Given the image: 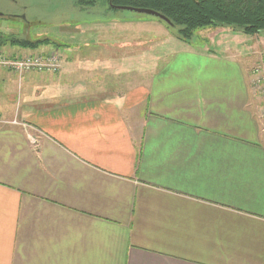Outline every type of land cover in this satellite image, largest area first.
Wrapping results in <instances>:
<instances>
[{
    "label": "crops",
    "instance_id": "obj_1",
    "mask_svg": "<svg viewBox=\"0 0 264 264\" xmlns=\"http://www.w3.org/2000/svg\"><path fill=\"white\" fill-rule=\"evenodd\" d=\"M60 42L58 73L0 67V264H264L258 56Z\"/></svg>",
    "mask_w": 264,
    "mask_h": 264
},
{
    "label": "rangeland",
    "instance_id": "obj_2",
    "mask_svg": "<svg viewBox=\"0 0 264 264\" xmlns=\"http://www.w3.org/2000/svg\"><path fill=\"white\" fill-rule=\"evenodd\" d=\"M98 1L92 6H78L76 0H0V32L3 37L0 39H6L0 46L3 54L0 67L16 74L58 73L62 68L61 54L58 53L60 41L67 43L65 45L68 48L83 57L101 55L106 58V53L111 51V55H121V62L127 64V59L133 61L134 56H141L144 68L153 66L156 57L161 60L182 46L196 50H221V53L231 52V55L258 56L256 61L250 64L251 76L253 70L264 63V32L247 34L230 25H210L192 30L184 41L177 37V27L170 26L160 19L123 9L108 10L104 2L101 7L96 6L100 4ZM14 35L31 40L49 38L56 43H43L35 47L11 45L7 39ZM71 42L72 46L68 44ZM16 47L20 50L16 51ZM141 53L143 55H140ZM9 55H22L15 56L14 60L38 55L44 67L41 70L20 69L16 72L12 69ZM101 62L106 64V61ZM96 78L104 79L89 77V80L94 81ZM255 78L253 76V79ZM92 88L93 86H90L87 89ZM262 89L253 91V94L256 99V111L264 120ZM262 125L264 127V122Z\"/></svg>",
    "mask_w": 264,
    "mask_h": 264
},
{
    "label": "trees",
    "instance_id": "obj_3",
    "mask_svg": "<svg viewBox=\"0 0 264 264\" xmlns=\"http://www.w3.org/2000/svg\"><path fill=\"white\" fill-rule=\"evenodd\" d=\"M95 2L96 0H76L78 6H92ZM98 2L100 4L96 6L101 7L104 2L108 10L118 9L115 6L153 9L167 17L172 24L170 26L178 28L177 37L184 41L188 39L192 30L210 25H230L247 34L264 32V0H99ZM14 36H9L7 39L11 45L35 47L43 43H56L49 38L31 40ZM0 37L3 38L1 32ZM5 40L0 39V46L2 41L6 42Z\"/></svg>",
    "mask_w": 264,
    "mask_h": 264
},
{
    "label": "built area",
    "instance_id": "obj_4",
    "mask_svg": "<svg viewBox=\"0 0 264 264\" xmlns=\"http://www.w3.org/2000/svg\"><path fill=\"white\" fill-rule=\"evenodd\" d=\"M2 55H3L2 48H0V61L1 60L3 61ZM14 58L15 56L14 57L9 56L8 59L11 60L12 69H14V71L16 72L20 71V69L28 70V69L39 68L41 70L44 67V65H42L41 58L38 57V55L25 56L21 59H15V60ZM263 59H262V63H263ZM49 69H55V68H49ZM253 76L254 78L256 76L257 77L253 79ZM253 76H252L253 81H251L252 90L255 92L258 91V89L260 90V88L264 89V63L263 65L261 64L260 66L256 67L253 70Z\"/></svg>",
    "mask_w": 264,
    "mask_h": 264
},
{
    "label": "water",
    "instance_id": "obj_5",
    "mask_svg": "<svg viewBox=\"0 0 264 264\" xmlns=\"http://www.w3.org/2000/svg\"><path fill=\"white\" fill-rule=\"evenodd\" d=\"M115 8L133 11V12H138V13H142V14H147V15H150L152 17H155L157 19L164 21L168 25H172L170 20L167 17H165L163 14H161V13H159L153 9L138 8V7H131V6H115Z\"/></svg>",
    "mask_w": 264,
    "mask_h": 264
}]
</instances>
